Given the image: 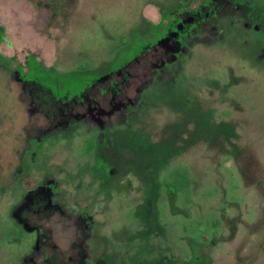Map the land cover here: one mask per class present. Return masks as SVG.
Segmentation results:
<instances>
[{
	"label": "rangeland",
	"instance_id": "374dc122",
	"mask_svg": "<svg viewBox=\"0 0 264 264\" xmlns=\"http://www.w3.org/2000/svg\"><path fill=\"white\" fill-rule=\"evenodd\" d=\"M0 264H264V0H0Z\"/></svg>",
	"mask_w": 264,
	"mask_h": 264
}]
</instances>
